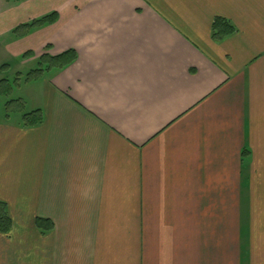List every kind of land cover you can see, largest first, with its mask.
Segmentation results:
<instances>
[{
    "label": "crops",
    "instance_id": "obj_1",
    "mask_svg": "<svg viewBox=\"0 0 264 264\" xmlns=\"http://www.w3.org/2000/svg\"><path fill=\"white\" fill-rule=\"evenodd\" d=\"M0 38L76 54L0 121V264H264V0H0Z\"/></svg>",
    "mask_w": 264,
    "mask_h": 264
},
{
    "label": "trees",
    "instance_id": "obj_2",
    "mask_svg": "<svg viewBox=\"0 0 264 264\" xmlns=\"http://www.w3.org/2000/svg\"><path fill=\"white\" fill-rule=\"evenodd\" d=\"M6 2H19L21 0H5ZM57 20V15L52 13L50 15L41 17L39 19H34L28 23L17 26L11 34L15 38H21L30 33L32 30L41 28L46 25H51L55 23ZM235 33L234 26L224 19H215L211 27V36L213 40H222L228 36H231ZM48 50V48H47ZM31 56V53L24 54L21 59H26ZM76 59V54L74 51H66L57 56H51L47 53L43 54L37 61L36 68L30 70L25 75H23V79L21 80L23 84L29 83L33 80L38 79L45 72H49L51 70H61L70 64H72ZM22 76L18 74L13 81V83L18 84L21 83L19 80ZM18 86V85H16ZM10 90L9 81L1 80L0 81V93H5ZM23 102L18 100L9 101L5 105V109L8 111L14 105H20ZM9 116L5 115L4 120H8ZM42 120V115L40 110H36L33 112L26 113L22 115L21 121L23 127H32L38 125ZM40 226V225H39ZM12 227V221L8 214L7 207L5 203L0 201V234L8 235ZM47 229V228H46Z\"/></svg>",
    "mask_w": 264,
    "mask_h": 264
},
{
    "label": "rangeland",
    "instance_id": "obj_3",
    "mask_svg": "<svg viewBox=\"0 0 264 264\" xmlns=\"http://www.w3.org/2000/svg\"><path fill=\"white\" fill-rule=\"evenodd\" d=\"M3 1V0H2ZM3 38H0V81H9L10 90L5 93H0V121L5 119V115L9 116V119L16 121L19 120L22 115L28 113L29 106L25 104L14 105L8 111L5 109V105L12 100H18L23 98L22 87L23 75L32 69L36 68V61L21 62L18 58L13 57L10 52L5 48ZM20 74V82L18 84L13 83L16 76ZM18 85V86H16Z\"/></svg>",
    "mask_w": 264,
    "mask_h": 264
}]
</instances>
